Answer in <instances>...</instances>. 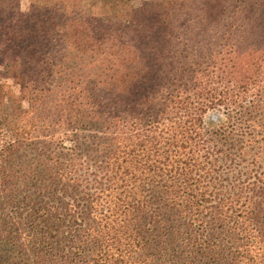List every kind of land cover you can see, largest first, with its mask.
<instances>
[{
  "label": "trees",
  "instance_id": "1",
  "mask_svg": "<svg viewBox=\"0 0 264 264\" xmlns=\"http://www.w3.org/2000/svg\"><path fill=\"white\" fill-rule=\"evenodd\" d=\"M7 57L0 264H264V0H0Z\"/></svg>",
  "mask_w": 264,
  "mask_h": 264
},
{
  "label": "rangeland",
  "instance_id": "2",
  "mask_svg": "<svg viewBox=\"0 0 264 264\" xmlns=\"http://www.w3.org/2000/svg\"><path fill=\"white\" fill-rule=\"evenodd\" d=\"M140 1L141 0H130V2L132 4H136V5H138L140 3ZM142 1H144V0H142ZM30 3H31V0H20L21 10L24 12H27L29 10ZM11 62H12V59L10 57H7L5 62L2 65H0V81L3 84L5 90H9V91L15 93L16 95H19L20 94L19 83L17 82V80L15 78L11 77L8 73H6V72H8V70L11 66ZM66 66H71V65L68 64ZM81 69L79 68V71L76 70V72L74 74L75 77H79L78 72H81ZM51 78H52L51 84H53L52 89L54 91L55 90H58V91L69 90V86L71 84H70V80H69V70H67L66 67H62L61 71L56 72ZM17 102L23 108L28 107V102L25 99H19ZM13 103H14L13 99H7L5 101L7 108L4 110L3 115L0 116V122H1L2 126H4L6 120L7 121L9 119L12 120V118L15 119L14 117H16L15 112H13L11 110L13 107ZM216 113H217V110H210L206 117L208 119L214 118L215 121H218L217 115L215 116ZM6 114H8V116H6ZM84 126H82V123H78V122L74 123L72 125V128L68 131V133H69V135L73 136L72 138H74L75 140H78L76 142H78V144H79L77 146L79 151H81V152L83 151V153H86L87 149H83V148L89 146L93 142V140L96 139V137H95V135H96V131H95L96 122L91 121V122H88ZM4 133L6 135L7 131L5 130L3 132V136H5ZM57 136H60L59 132L57 133L56 137ZM63 136H64V134H63ZM2 138H4V137H2ZM2 138H0V144L3 142ZM64 144L66 146H69L71 144L70 141L65 139V136H64ZM91 148H95V147L91 146ZM64 150H65V152H67L68 148L65 147ZM11 159H12L11 162H8V163L15 162L17 169L21 170L19 173L20 175L24 174L26 172H29V171L31 172V140H29L26 145L21 146L16 151V153L13 154ZM12 208L13 207H11V206H6L7 211L13 210Z\"/></svg>",
  "mask_w": 264,
  "mask_h": 264
}]
</instances>
